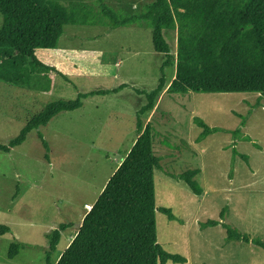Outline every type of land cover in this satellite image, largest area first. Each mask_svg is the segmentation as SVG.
<instances>
[{"label": "rangeland", "instance_id": "1", "mask_svg": "<svg viewBox=\"0 0 264 264\" xmlns=\"http://www.w3.org/2000/svg\"><path fill=\"white\" fill-rule=\"evenodd\" d=\"M153 1L105 0L116 11L129 13H139ZM2 22L0 14V27ZM164 36L175 57L177 32L164 31ZM37 56L58 72L49 74L47 92L0 82L1 144H8L52 102L126 86L106 96H89L81 109L62 113L47 127L32 131L11 153L0 151V226L12 230L0 236V264H47L46 234L69 225L52 255V262L58 261L81 227L85 205L95 203L137 138V112L146 104L140 92L158 86L162 69L167 84L176 75V61L163 68L166 57L155 52L149 28L109 32L105 27L66 26L58 48L38 50ZM260 99L255 93L165 91L155 110L143 118L154 128V150L162 159V170L155 172L157 208H171L177 217L170 221L157 211L158 241L167 252L185 257L184 264H264V249L227 241L221 225L201 227L219 220L227 207L225 224L264 241V98ZM195 117L227 132L199 143L202 129ZM39 133L49 142V160ZM191 169L201 170V196L169 176ZM16 242L28 246L9 259Z\"/></svg>", "mask_w": 264, "mask_h": 264}, {"label": "trees", "instance_id": "2", "mask_svg": "<svg viewBox=\"0 0 264 264\" xmlns=\"http://www.w3.org/2000/svg\"><path fill=\"white\" fill-rule=\"evenodd\" d=\"M0 0V82L47 92L49 74L58 70L42 62L38 50H55L65 35L66 26L105 27L109 32L119 28H149L156 53L166 57L163 68L176 65V75L167 84L162 69L158 86L151 92H140L146 104L137 112V136L133 147L107 182L105 188L86 214L69 247L56 263L61 232L69 225H60L46 235L49 244L47 264H184L187 259L167 252L158 241L157 211L175 221L171 208L156 205L155 172L162 170V159L154 150V128L144 117L155 110L157 101L169 94L255 93L264 98V0H155L139 13L116 11L105 0ZM177 32V54L174 57L164 31ZM46 79V82H45ZM114 90L79 93L74 100H57L31 118L8 144L0 143V151L9 154L24 144L29 134L48 124L58 115L74 112L84 106L89 96H106ZM260 99V100H261ZM194 123L202 129L197 142L210 135L227 132L210 127L202 118ZM245 121H243V124ZM236 133V131H235ZM38 138L49 160L50 145L42 133ZM247 140L250 141L249 138ZM236 155L237 152L235 151ZM247 161L246 156H242ZM200 169L180 175L169 174L183 181L196 195L204 193L197 180ZM201 224L202 229L221 225L227 241L252 243L264 249V241L251 238L223 221ZM11 233L0 226V236ZM28 245L13 243L9 259H14Z\"/></svg>", "mask_w": 264, "mask_h": 264}, {"label": "crops", "instance_id": "3", "mask_svg": "<svg viewBox=\"0 0 264 264\" xmlns=\"http://www.w3.org/2000/svg\"><path fill=\"white\" fill-rule=\"evenodd\" d=\"M146 124H147V123H146ZM137 139H138V136H137V138L135 139L134 143L136 142ZM134 143L132 144L131 148L133 147ZM19 147H20V146H19ZM131 148H130V150H131ZM130 150H129V151H130ZM129 151H128V153H129ZM11 152H12V151H11ZM11 152H10V153H11ZM128 153H127V154H128ZM126 156H127V155H126ZM120 165H121V164H120ZM120 165H119V166H120ZM119 166H118V167H119ZM118 167H117V168H118ZM116 170H117V169H116ZM114 173H115V172H114ZM100 194H101V193H100ZM97 199H98V198H97ZM87 206L90 207V210H91L92 207H93V205H88V204H87V205H85V209H86ZM86 210H87V209H86ZM88 212H89V211L87 210V213H88ZM81 225H82V224H81ZM9 228H10V227H9ZM58 228H59V227H58ZM10 229H11V228H10ZM56 229H57V228H56ZM53 230H54V229H53ZM11 231H12V230H11ZM65 231H66V230H65ZM62 232H64V231H62ZM62 232H61V238H62ZM49 233H50V232H49ZM47 234H48V233H47ZM47 234H46V235H47ZM2 236H3V235H2ZM60 241H61V240H60ZM235 242H240V241H235ZM231 243H234V241H231ZM59 244H60V243H59ZM70 244H71V243H70ZM70 244H69V245H70ZM69 245H68V246H69ZM58 246H59V245H58ZM66 248H67V246H66ZM66 248H65V249H66ZM17 256H18V255H17Z\"/></svg>", "mask_w": 264, "mask_h": 264}, {"label": "built area", "instance_id": "4", "mask_svg": "<svg viewBox=\"0 0 264 264\" xmlns=\"http://www.w3.org/2000/svg\"><path fill=\"white\" fill-rule=\"evenodd\" d=\"M86 209H87L88 211H90V207L87 206Z\"/></svg>", "mask_w": 264, "mask_h": 264}]
</instances>
